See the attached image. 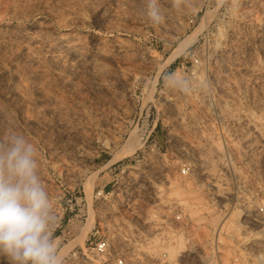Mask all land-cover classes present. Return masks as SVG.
I'll return each mask as SVG.
<instances>
[{
	"label": "rangeland",
	"instance_id": "374dc122",
	"mask_svg": "<svg viewBox=\"0 0 264 264\" xmlns=\"http://www.w3.org/2000/svg\"><path fill=\"white\" fill-rule=\"evenodd\" d=\"M143 3L0 0V139L20 132L37 148L65 264H101L82 244L90 210L141 264H158L159 250L264 264V0H160L159 26ZM168 72L193 90L169 89ZM179 213L158 241V214Z\"/></svg>",
	"mask_w": 264,
	"mask_h": 264
},
{
	"label": "clouds",
	"instance_id": "9594fccd",
	"mask_svg": "<svg viewBox=\"0 0 264 264\" xmlns=\"http://www.w3.org/2000/svg\"><path fill=\"white\" fill-rule=\"evenodd\" d=\"M184 3L170 0L173 8ZM142 12L152 25L164 22L160 0H144ZM163 81L185 95L193 90L191 78L175 72H168ZM56 222L35 145L20 132L0 139V259L7 264H65L55 240Z\"/></svg>",
	"mask_w": 264,
	"mask_h": 264
},
{
	"label": "built area",
	"instance_id": "2783aa9c",
	"mask_svg": "<svg viewBox=\"0 0 264 264\" xmlns=\"http://www.w3.org/2000/svg\"><path fill=\"white\" fill-rule=\"evenodd\" d=\"M193 24V20L190 22ZM182 175L189 173V168H182ZM94 199L99 201L104 199L105 191H98L94 196ZM80 201L87 205L86 198H80ZM259 212L264 213V207L259 208ZM154 219L157 215L153 216ZM156 221V220H155ZM153 221V223L155 222ZM183 221L182 214H175L172 218L166 216H160L158 214V241L164 243L167 240L169 232H172L175 228V224H180ZM87 223V219L84 221V225ZM96 222L92 224L90 230V236L85 240L84 246L88 247L93 256L101 264H141L142 260L140 256L130 255L128 253V246L130 245V239L124 238L120 235L121 230L111 228L106 224L105 228H102L103 224L98 222L100 229L97 228ZM71 233L68 230V235ZM119 236V237H117ZM116 240V241H115ZM186 256L179 255L174 261L169 260L168 254L164 251H158V264H186Z\"/></svg>",
	"mask_w": 264,
	"mask_h": 264
},
{
	"label": "bare ground",
	"instance_id": "6f19581e",
	"mask_svg": "<svg viewBox=\"0 0 264 264\" xmlns=\"http://www.w3.org/2000/svg\"><path fill=\"white\" fill-rule=\"evenodd\" d=\"M193 39V38H192ZM189 41H191V40H189ZM188 41V42H189ZM63 44V43H62ZM182 47V46H181ZM185 47V46H184ZM66 48V51L68 52V53H73V52H71V48L69 47V46H66L65 47ZM184 49V48H183ZM177 51V50H176ZM181 52V50L179 51V49H178V54ZM176 53V52H175ZM74 54V53H73ZM178 54H176V56L178 55ZM173 56H175V55H173ZM173 58V57H172ZM133 135V134H132ZM133 137V136H132ZM138 139V138H137ZM139 141V140H138ZM138 141H134V139L132 140V139H130L128 142H127V144H126V147H124V150H122V152H124L125 151V153L124 154H127L129 151H134L133 149H135V147L137 148V146H138V144H139V142ZM127 152V153H126ZM206 163V162H205ZM203 165H204V162H203V160H201L199 157H197L196 158V172H197V175L199 176V177H201V178H204V179H206L208 182H209V186H210V190L212 191V190H214V189H217V187H216V184L215 183H213L212 182V176H211V174L209 173V171H207L206 170V168H205V166L203 167ZM211 195V197L214 199H216L217 198V196H216V194L215 193H211L210 194ZM93 211H91L90 210V213H89V222H90V226H92V223L94 222V216H93ZM230 226V225H229ZM231 227V226H230ZM229 228V227H228ZM91 229V228H90ZM88 231V230H87ZM172 236V235H171ZM79 239H81V238H79ZM171 239V238H170ZM78 241V240H77ZM181 241H182V238H180L179 239V242L181 243ZM82 242V241H81ZM76 245H77V243H75ZM78 244H81V243H78ZM83 245H84V243H82ZM81 246V245H80ZM168 254V253H167ZM169 256V255H168ZM259 263V262H258ZM257 264V263H256ZM260 264V263H259ZM262 264V263H261Z\"/></svg>",
	"mask_w": 264,
	"mask_h": 264
}]
</instances>
